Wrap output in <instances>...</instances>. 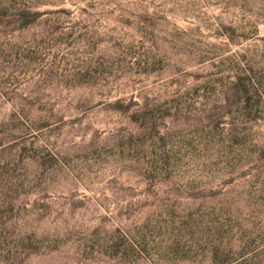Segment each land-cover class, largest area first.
<instances>
[{
	"label": "rangeland",
	"instance_id": "374dc122",
	"mask_svg": "<svg viewBox=\"0 0 264 264\" xmlns=\"http://www.w3.org/2000/svg\"><path fill=\"white\" fill-rule=\"evenodd\" d=\"M0 264H264V0H0Z\"/></svg>",
	"mask_w": 264,
	"mask_h": 264
}]
</instances>
